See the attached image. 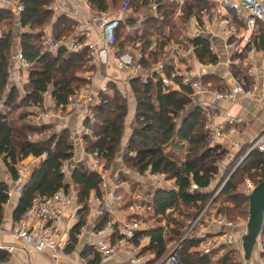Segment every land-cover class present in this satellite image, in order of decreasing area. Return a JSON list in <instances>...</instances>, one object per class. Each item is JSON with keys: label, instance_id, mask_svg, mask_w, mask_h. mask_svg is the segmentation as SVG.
Here are the masks:
<instances>
[{"label": "trees", "instance_id": "16d2710c", "mask_svg": "<svg viewBox=\"0 0 264 264\" xmlns=\"http://www.w3.org/2000/svg\"><path fill=\"white\" fill-rule=\"evenodd\" d=\"M19 1L24 7L20 15H16L10 9H0V29H8L5 37L0 39V102H4L7 107L6 112L0 111V160L14 181H17V167L22 161L30 157L44 159L32 172L21 192L13 216L15 223L29 210L36 197L52 196L61 190L69 189L63 169L65 163L73 157L71 136L68 131H63L60 134H52L44 141L31 140V136L44 135L49 130L47 126L32 125L29 118L30 114L33 116L31 110L43 107L45 94L50 95L58 108L66 109L69 98L89 85L85 75L93 71L85 49L72 53L63 48L55 56L41 53L46 30L44 27L51 25L50 29L58 41L70 37L75 30L74 20L64 13L57 16L53 11L52 5L55 0ZM122 1L93 0V10L100 12L109 5L119 7ZM161 2L162 0H158L159 4ZM132 7L135 13L140 14V11L148 7V2H134ZM202 8L210 10L204 0H188L182 8L183 15L176 22L178 7L162 4L158 10V17L146 19L136 37L126 33L135 23L132 20L122 22L117 31L116 50L119 53L129 50L141 51L146 56L142 68L150 70L164 58L165 48L169 43L183 41V25ZM17 21L21 22V28L25 31L20 36V49L32 64L23 91L9 86L11 55L17 42L15 37ZM154 42L157 47L150 51ZM183 42L186 43V40ZM208 43L205 38L193 41L192 44L196 47L195 54L202 62L216 63L218 59L209 52ZM252 47L264 52L262 24L258 25V34L253 38ZM240 57L245 59V55ZM171 73L172 68L167 67L166 77L170 78ZM231 74L246 84L249 82L243 68L232 67ZM156 79L147 84L141 83L140 80L131 83L136 101L135 128L124 151V163L129 170L140 175L149 171L161 176L164 181L173 183L171 188L161 187L152 192L151 210L144 215H135L131 219L143 221L153 227L149 231L139 233L133 241L135 245H140L141 238L150 239L142 254L153 258H149L144 264H158L185 236L186 220L192 215L191 219H194V222L213 199L212 184L217 177L219 165L229 154L212 141L210 132L205 130V117L202 112L199 109L189 110L191 104L189 89L181 86L180 91H169L165 88L163 78ZM206 82L210 85L209 90L220 92L225 90L223 80L215 76H207ZM112 90L114 96L102 94L101 104L91 109L94 119L85 122L91 135L83 138L86 151L91 155L98 154V157L105 161L107 168L113 165L123 143L129 112L128 100L124 99L117 89ZM177 140L178 144H188L186 158L180 161L174 151L182 148L178 144L175 145ZM239 160L240 157L235 162ZM250 177L256 185L264 181V153L258 149L253 150L233 172L202 215L199 225L211 215L224 217L235 223L245 221L249 215L250 201L247 196L241 194L240 186ZM121 179L124 180V177ZM72 181L79 193L77 199L79 204L86 207L92 193L98 197L102 196L99 175L85 165L77 166ZM194 185L197 188L192 190ZM8 193V186L0 182V226L10 199ZM184 209L194 211L187 215L189 212H183ZM108 215L103 216L101 226L110 221ZM84 218L85 216L71 231V244L68 250H72L76 245L78 235L85 225ZM197 230L196 227L179 246L178 264H239L235 257L236 251L231 248L224 250L226 247H223L221 250L224 253L221 258L217 250L212 255H202L195 250L201 243V239L197 237ZM262 238L264 240V230ZM94 254L96 260L90 264H98L101 261L100 254L98 252ZM262 255L264 257V252ZM8 258V254L0 251V262H7Z\"/></svg>", "mask_w": 264, "mask_h": 264}, {"label": "built area", "instance_id": "2783aa9c", "mask_svg": "<svg viewBox=\"0 0 264 264\" xmlns=\"http://www.w3.org/2000/svg\"><path fill=\"white\" fill-rule=\"evenodd\" d=\"M54 1L52 5L53 11L56 15L61 13L66 14L70 19L76 20V26L74 33L62 40H57L51 29L44 31V40L42 44L43 55H57L63 48L69 50L72 53L87 50L89 56L90 67L101 66L107 68L111 66L113 62L120 72L126 73L127 77L124 85H129L134 80H140L141 83L147 84L150 81H156V77L163 78L165 88L169 91H180L181 86L189 89V97L191 100L190 111L199 109L202 115L205 117V130L210 132L211 139L215 142L218 139V135L212 131V119L214 117L213 109L204 105L200 98L206 93L210 92V85L206 82V77L209 76V71L215 68L220 61V51L215 49L217 44L220 45V49L227 53L228 58L224 63L230 68H242L244 67V60L251 61L255 49L253 45V38L258 34V25H264V0H204L210 7L202 8L198 13L192 15L187 22L183 25L182 40L179 42H171L165 48L164 58L159 61L158 64L152 66L150 70H144L142 62L146 56L141 51H125L119 53L116 50L117 44V31L121 22L125 20H131L132 17L131 8L134 9L133 3L148 2V7L143 9V15L134 16L133 21L135 25L127 34L134 35L139 34L142 23L149 17H158V10L162 4L173 5L178 7L176 15V22L179 17L183 15L182 8L186 5L188 0H162L161 4L158 0H123L118 10L111 5L106 6L103 11H94L93 0H64L68 2L74 8L73 11H69L66 8H62L59 3ZM10 9L16 15H20L24 11L23 5L19 0H0V9ZM81 9L86 10L89 13L88 18H83L79 14ZM16 28L20 31L21 22L16 23ZM22 32V33H23ZM6 35V30H0V39H3ZM198 38L207 39L208 50L211 54L215 55L218 59L216 63H205L200 61L196 54V47L192 44ZM156 42H154L150 48V51L156 49ZM252 47V48H251ZM250 50L248 51V49ZM250 52V53H249ZM246 54V55H245ZM245 55L246 59H242L240 56ZM264 59V52L262 53ZM14 64L16 66V72L28 73L32 64L26 59L21 49L14 55ZM167 67L172 68L171 77H166L165 71ZM254 69H249V73H253ZM231 81L233 83L231 90L225 92H213L216 100L227 101L235 103L237 97L240 95L249 96V92L245 89L244 85L235 78L231 73ZM11 78V76H10ZM9 78V79H10ZM89 85L92 81V76H86ZM22 78L19 79V85L24 89ZM89 85L78 91L77 95L69 98L68 107L70 109L75 108L81 100L87 95V89ZM9 86L10 83H9ZM117 91L122 95L124 99H127V95L121 91L118 85ZM262 87L264 90V74ZM9 88V87H8ZM45 94L44 97H47ZM107 96V95H106ZM91 102L90 98H87ZM101 104L99 99L97 105ZM96 105V106H97ZM0 111L6 112L7 107L4 102H0ZM241 123L240 120L230 118L222 127V131L234 134L237 131V125ZM127 149V148H126ZM252 149H258L264 153V135L259 137ZM94 161L90 165L89 169L99 175L101 180L102 196L96 198L97 210L96 215L103 217L106 214L113 212V207L121 205L124 201L122 194V185L120 183H114L112 189H108V178L110 176V169L105 165V161L98 157V154H94ZM18 179H17V192H22L24 186L30 179V168L27 166L17 167ZM65 173V169H63ZM153 181L161 180V176L146 172ZM0 182H3L0 175ZM223 183L214 197L218 195L223 188ZM256 184L250 180L245 179L240 187L241 194L249 197L256 188ZM197 187L192 186V190ZM9 198L11 192L9 190ZM79 193L75 188H69L67 190H61L52 196L36 197L29 210L21 217V219L14 223L12 233L16 239V245L22 250H35L37 252L50 251L54 254L55 261L61 259H71V255L65 252L64 243L58 241L55 237L56 229L63 218L64 214L70 211L71 218L80 219L79 211L83 208L82 205L77 204ZM147 199V198H146ZM149 200V199H147ZM212 201V200H211ZM209 204L203 209L200 215L190 225L185 236L180 239L169 251V253L158 264H178L177 251L182 241L188 236L196 227L197 237L201 239L200 248L198 251L202 255H212L216 250L220 251L223 247L233 248L237 251L243 250V241L236 243L234 236L230 233L224 234L221 238L216 240L214 245H206L205 240L207 233L205 227L199 225L202 215L208 209ZM150 201L144 204H139L136 208L139 215H144L147 211L151 210ZM33 217V220L31 219ZM218 225L228 228L230 231L238 227L237 223L229 221L224 217H220L217 220ZM153 227L140 220H131L124 225L116 229L114 224H109L101 231L102 234L113 233L117 235L116 242L111 240L101 239L95 244V248L100 254L101 262L107 263L113 259L115 255L123 248L129 247L133 252L138 253L142 247H146L150 243V239L143 237L140 239V245L134 244V239L141 232L149 231ZM247 229V226H246ZM117 230V231H116ZM247 234V230L244 235ZM81 237V233L78 238ZM260 240V241H259ZM257 246L259 252L258 264H264V245L262 236L259 238ZM236 249H235V248ZM16 247L6 246L0 244V250L12 254ZM0 264H5L0 262ZM77 264H87L85 262H77ZM131 264H140L138 256L131 260Z\"/></svg>", "mask_w": 264, "mask_h": 264}, {"label": "crops", "instance_id": "0c3cea01", "mask_svg": "<svg viewBox=\"0 0 264 264\" xmlns=\"http://www.w3.org/2000/svg\"><path fill=\"white\" fill-rule=\"evenodd\" d=\"M56 2L59 3L62 8H66L69 11H73L74 9L72 5L64 0H57ZM79 14L83 18L89 17V13L84 9H81ZM15 30L18 31V33L15 34L17 42L13 51V56L11 58V78L9 79V83L11 86L22 90V86L19 85V79L22 78L25 82L24 84H26L28 73L16 72L14 55L18 52V50H20L19 40L23 31H20L18 28ZM254 49L255 48H253V50ZM262 53L263 51H257L255 49L251 61H248L245 56V66L242 68L249 77V82L247 84L241 80L240 82L249 92V96L240 95L237 97V101L235 103L218 101L216 100L213 92L220 91L210 89V92L206 93L200 98V101L204 105H207L213 109L214 117L212 119V131L218 135V139L215 140L214 144L221 146L223 149L229 152L227 159L223 162V167H228L240 157V160L237 163V165H239L244 157H247L253 150H255L252 149L254 144L259 139V137L264 135V90L262 87L264 59L262 58ZM222 54L225 55V52ZM220 56L221 55H219V58ZM227 58L228 55L221 57L219 64L209 71V76H215L218 79L223 80L225 85L224 92L231 90L233 85L231 81L230 68L226 65V63H224ZM92 68L93 71H91V73L88 72L85 75V77L87 75L92 76V81L87 89L88 97L83 98L79 105L73 109H70L69 107L66 109L58 108L55 102L50 98V95L44 97L43 107H36L31 110L33 114V116H31V123L32 125L39 127L47 126L49 128L48 132L51 131L53 132L52 134H60L63 131L69 132L74 151L72 159L65 163L64 169L69 188H75V185L72 181V175L77 166L83 164L89 169L90 165H92L94 161L93 155L89 154L85 149V142L83 138L86 135H91V131L85 126V122L91 119L92 116L90 111L92 108L96 107L99 99H101V95L104 94L111 97L114 96V91L112 88L117 89L115 85H118L121 91L127 95L129 112L126 121L127 130L123 143L115 157L113 165L110 167V176L108 178L107 190L109 191L112 189L114 183H120L122 185L121 191L124 196V201L126 196H132L135 199L133 203L128 206L129 208H123L124 201L121 205L114 206L113 212L108 215L110 221L101 226L103 217H98L96 215L97 196L95 193H92L90 199L88 200L87 206L85 207L82 204L83 208L79 211L80 219L85 216V225L81 230V237L77 238V243L72 250H68L71 244V231L75 226H77L80 219L77 220L71 218L70 216V211L74 209L76 205L69 209L59 222L55 237L58 241L64 243L65 252L69 253L72 258L55 261L54 254L50 251L37 252L32 249L25 251L17 247L16 239L13 236L12 229L15 223L13 216L15 210L18 207L21 192L16 191L17 182L14 181L8 169L0 160V174L2 180L8 186L11 192L9 202L5 207V219L0 226V244L16 247L12 254L5 252L9 256L8 261L4 262L5 264H77V262H85L90 264L96 260L94 252L98 251L95 248V244L99 240L107 239L111 240L112 242H116L117 240L116 234L106 233L101 235V231L109 224H114L117 229L118 227L131 221L135 215H139L136 210L137 206L139 205L137 204L138 202L136 197H139V199L142 200V203H148L151 201L152 192H155L161 187H173L172 182L164 181L162 178L161 180L153 181L149 175H140L126 167L124 163V151L135 128L136 101L134 94L132 93L131 87H129V85H124L127 77L126 73L120 72L113 62L111 63V66L107 68L101 66ZM249 69H254V72L249 73ZM87 98H90L91 102H89ZM230 118L241 121V123L237 125V131L234 134H230L221 130L227 120ZM36 141H41V139H37ZM178 142L179 141L177 140L175 145L178 144ZM178 145L182 147L181 150L177 149L174 151H177L179 157L181 151H183L184 157L181 160H184L187 155L188 144L179 143ZM43 159L44 158L39 159L30 157L22 161L19 166L29 167L32 174V172L40 165ZM121 177H124V180H122ZM229 178H227L226 182ZM226 182L224 183L226 184ZM77 204H79L78 201ZM219 218L220 217L211 215L205 218L203 221L202 226L205 227L207 233V238L205 240L206 245H214L216 240L224 236L226 233L233 235L236 243L243 241L245 236L244 234L246 232L245 222L237 223L238 227L230 231L228 228L218 225L217 220ZM31 219L33 220V217H31ZM143 248L144 247H142L138 253L133 252L129 247L123 248L120 250V252H118L117 255L113 257L111 261L107 263H102L100 261L98 264H131V260L136 256L139 257L140 264H144L149 258H153V256L148 258L142 254ZM258 248L259 246H256L249 260L245 259V253L243 250L237 251L233 248L232 249L236 251V256L237 254H241L243 264H258ZM221 251L223 252V250ZM221 251H219V255L221 254Z\"/></svg>", "mask_w": 264, "mask_h": 264}, {"label": "rangeland", "instance_id": "374dc122", "mask_svg": "<svg viewBox=\"0 0 264 264\" xmlns=\"http://www.w3.org/2000/svg\"><path fill=\"white\" fill-rule=\"evenodd\" d=\"M115 10H118V7H115ZM131 13H132V17L130 18L132 21H133V17L134 16H140V15H143V12L142 11H140V14H137V13H135L134 12V10L132 9L131 10V12H130V15H131ZM127 20H123L122 22H126ZM121 22V23H122ZM134 22V21H133ZM145 22V21H144ZM143 22V23H144ZM135 23V22H134ZM143 23H142V25H143ZM44 28H46V29H50L51 28V25H47L46 27H44ZM142 28V27H141ZM1 29H4V30H8V29H6V28H1ZM0 29V30H1ZM16 29V28H15ZM26 31H28V30H26ZM15 33H18V31H16L15 30ZM127 33V32H126ZM215 49H217V51H220V59H221V57H225V56H227V53L225 52V55H223L222 53H224V51H221V49H220V45L219 44H217V47L215 46ZM12 56H13V52H12V55H11V58H12ZM222 62V61H221ZM89 73H91V71L89 72ZM92 113H93V111H90V114H91V119H94L93 118V115H92ZM29 118H30V120H31V114L29 115ZM52 133L53 132H48V133H46V134H44V135H38V134H36V135H34V136H31V140H33V141H36L37 139H41V141H44V140H47L48 139V137H50V136H52ZM176 154H177V158H178V160L180 161L183 157H184V152L183 151H181V154H180V157H179V155H178V153L177 152H175ZM237 163H238V161L237 162H235V163H232V164H230L228 167H223V164L224 163H221L220 165H219V169H218V173H217V177H216V179L214 180V182H213V186H212V189L211 190H213L212 192H213V196L217 193V191L219 190V188H220V186L224 183V182H226V180H227V178H229V176H230V174L232 175L233 174V172L237 169L236 167L238 166L237 165ZM110 169V168H109ZM1 173V172H0ZM1 175V174H0ZM248 179H250L251 180V177L250 178H248ZM124 197V196H123ZM137 198V204H144V203H142V200H140L139 199V197H136ZM216 197H214L213 199H215ZM134 199L135 198H133L132 196H126V198H125V201H124V204H123V208H129L128 206L129 205H131L132 203H133V201H134ZM177 211H178V209H177ZM189 213L187 214V215H189V214H191V213H193V211L194 210H187ZM187 211H185V209L183 210V212H187ZM5 213H6V210H5ZM175 215H176V213H175ZM248 217H249V215H248ZM191 218H193L192 217V215H191V217L190 218H188L187 220H186V224H185V226H187V229H186V231L185 232H187L188 231V229H189V224L190 223H193V220L194 219H191ZM195 218V217H194ZM4 219H5V215H4ZM237 222H239V223H243V222H245V225L247 226V224H248V218L247 219H245V221H237ZM206 230V229H205ZM247 230V229H246ZM180 241V240H179ZM260 241V240H259ZM262 241L264 242V240H263V238H262ZM198 248H200V247H198ZM198 248H197V251H198ZM225 249H228V247H226V248H224V250ZM229 250V249H228ZM223 253H224V251L222 252L221 251V254H220V257L219 258H221L222 256H223ZM235 257H236V259H237V261H238V263L239 264H243L242 263V259H241V254H237V256L235 255Z\"/></svg>", "mask_w": 264, "mask_h": 264}, {"label": "water", "instance_id": "95a60500", "mask_svg": "<svg viewBox=\"0 0 264 264\" xmlns=\"http://www.w3.org/2000/svg\"><path fill=\"white\" fill-rule=\"evenodd\" d=\"M245 158L246 157H244L242 161ZM248 198L250 201V208L247 234L243 238V251L246 260L250 259L264 230V181L256 186L255 190Z\"/></svg>", "mask_w": 264, "mask_h": 264}]
</instances>
